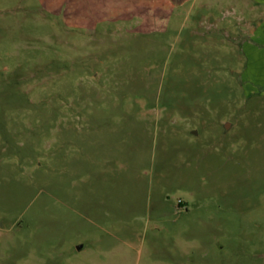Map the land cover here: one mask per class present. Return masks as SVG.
I'll use <instances>...</instances> for the list:
<instances>
[{"label":"rangeland","instance_id":"1","mask_svg":"<svg viewBox=\"0 0 264 264\" xmlns=\"http://www.w3.org/2000/svg\"><path fill=\"white\" fill-rule=\"evenodd\" d=\"M0 264H264V0H0Z\"/></svg>","mask_w":264,"mask_h":264}]
</instances>
